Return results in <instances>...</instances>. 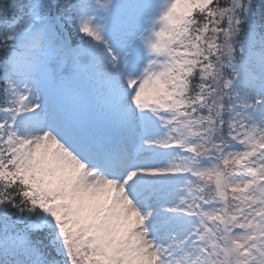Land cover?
I'll return each instance as SVG.
<instances>
[{"label": "snow or ice", "instance_id": "1", "mask_svg": "<svg viewBox=\"0 0 264 264\" xmlns=\"http://www.w3.org/2000/svg\"><path fill=\"white\" fill-rule=\"evenodd\" d=\"M0 264H264V0H0Z\"/></svg>", "mask_w": 264, "mask_h": 264}, {"label": "rangeland", "instance_id": "2", "mask_svg": "<svg viewBox=\"0 0 264 264\" xmlns=\"http://www.w3.org/2000/svg\"><path fill=\"white\" fill-rule=\"evenodd\" d=\"M93 89H95L94 90L95 91L94 92L95 93V95H94L95 100L91 104H89V102H90L89 97L90 98H92V97L89 95L90 93L85 91V90H88V88L87 89H85V88L81 89L79 94H78L77 101H73L74 103H76V102L80 103L83 106L85 112H87L89 114H91L92 112L98 111V105L100 103H102V94H101L100 88L96 89L95 87H93Z\"/></svg>", "mask_w": 264, "mask_h": 264}]
</instances>
